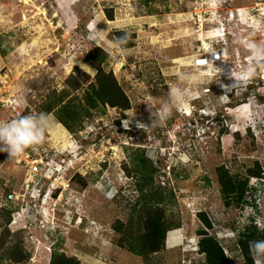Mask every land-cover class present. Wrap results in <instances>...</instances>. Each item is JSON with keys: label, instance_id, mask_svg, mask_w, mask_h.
<instances>
[{"label": "rangeland", "instance_id": "rangeland-1", "mask_svg": "<svg viewBox=\"0 0 264 264\" xmlns=\"http://www.w3.org/2000/svg\"><path fill=\"white\" fill-rule=\"evenodd\" d=\"M122 30L134 34L126 50L112 35ZM247 43L264 45V0H0V53L11 48L0 54V121L38 115L42 96L75 69L92 78L84 59L95 47L109 54L105 70L130 103L123 114L107 108L85 120L76 136L50 114L40 144L15 157L0 152V234L23 238L25 264H48L54 250L80 264H144L116 246L115 230L138 229L129 220L136 180L123 164L139 141L163 159L155 184L173 194L166 213L180 222L151 263L205 264L196 234L203 213L229 262L241 264L238 233L264 230V176L249 180L247 204L225 208L215 170L243 175L258 161L264 171V67L241 86L229 78L248 66ZM210 64L220 71L208 74ZM174 87L188 103L162 113Z\"/></svg>", "mask_w": 264, "mask_h": 264}, {"label": "trees", "instance_id": "trees-1", "mask_svg": "<svg viewBox=\"0 0 264 264\" xmlns=\"http://www.w3.org/2000/svg\"><path fill=\"white\" fill-rule=\"evenodd\" d=\"M148 5L150 0H138ZM111 14L107 13L108 20H112ZM114 40L128 36L120 49L126 50L133 47L134 34L128 31L113 32ZM11 51L9 46L1 50L5 56ZM109 54L100 47L91 49L85 56V63L96 70L91 78L80 69H75L64 81L61 89H48L38 104L37 113L52 114L58 124L62 125L71 135L84 128V121L105 114L107 108H112L123 114L130 109L127 95L111 71L105 70ZM217 113L216 116H219ZM120 131V129H119ZM145 134V131H140ZM138 147L129 156V162L124 163L126 175L134 178L138 196L131 208L129 220H136L138 229L127 228V225H118L116 231L119 238L116 246L124 249L136 257L141 258L144 264H152L153 255L165 249L168 232L178 229L180 222L172 221L166 213V203L173 199V194L167 188L155 184L156 176L160 172L157 166L163 159L149 157L141 141L136 143ZM216 181L219 185L220 196L225 208H242L247 204L249 180L262 179L264 171L258 161L247 166L245 173L234 172L221 165L216 168ZM3 214V210L0 209ZM11 212L8 211L6 224L11 223ZM13 214V212H12ZM203 226L196 232L199 237L197 242L198 253L204 256L205 264H236L229 262V256L219 240L209 230L212 229V221L205 215L200 214ZM119 222V221H118ZM0 234V264H25L29 261V253L23 246V238L10 233L8 229ZM264 240V230H257L255 226L245 228L238 233L235 249L236 259L241 264H254L253 255L250 252V243ZM58 247V246H56ZM231 254L232 251L230 250ZM238 256V257H237ZM48 264H80L75 256H68L62 250H54L50 255Z\"/></svg>", "mask_w": 264, "mask_h": 264}, {"label": "clouds", "instance_id": "clouds-1", "mask_svg": "<svg viewBox=\"0 0 264 264\" xmlns=\"http://www.w3.org/2000/svg\"><path fill=\"white\" fill-rule=\"evenodd\" d=\"M215 7L219 0H211ZM94 28V25H93ZM128 36L119 37L115 44L123 45L127 42ZM246 48L250 52L248 57L249 64L241 71L230 70L229 78L234 81V86H241L249 82L256 74L257 66L264 67V45L256 43H247ZM201 63H204L201 61ZM220 70L209 65L210 75L218 73ZM171 104L166 103L162 106L161 112L168 114L171 107L183 108L187 105V94L179 88L170 90ZM249 109V118L251 119V104L245 105ZM49 126V118L45 113L38 115H23L18 119L10 121H0V152H6L9 156H19L26 149L40 144L45 135V129ZM250 252L253 255L254 264H264V240H257L250 243Z\"/></svg>", "mask_w": 264, "mask_h": 264}, {"label": "built area", "instance_id": "built-area-1", "mask_svg": "<svg viewBox=\"0 0 264 264\" xmlns=\"http://www.w3.org/2000/svg\"><path fill=\"white\" fill-rule=\"evenodd\" d=\"M37 168H38L37 165H33V169L32 170H36Z\"/></svg>", "mask_w": 264, "mask_h": 264}]
</instances>
